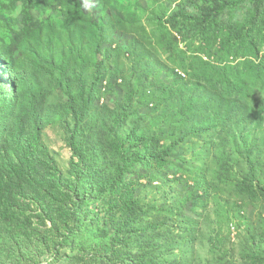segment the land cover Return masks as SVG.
Listing matches in <instances>:
<instances>
[{"label":"rangeland","instance_id":"rangeland-1","mask_svg":"<svg viewBox=\"0 0 264 264\" xmlns=\"http://www.w3.org/2000/svg\"><path fill=\"white\" fill-rule=\"evenodd\" d=\"M61 1L0 0V80L18 85L16 96L13 88L0 87L1 93L12 92L8 103L0 101V181L11 179L4 189L16 199L17 225L31 229L21 260L105 264L98 250L103 225L93 222L102 211L93 208L83 216V229L69 224L70 232H54L38 205L23 196L31 191L26 184L21 189L20 182L34 176L8 168L12 133L35 138L37 166L47 177L63 178L67 186L98 197L120 174L119 160L130 147L119 137V118L128 112L129 128L153 136L160 128L169 130L177 112L175 94L184 84L212 91L211 78L220 68L254 62L264 70V0H222L226 9L210 22L201 17L213 0H71L97 22L116 27L114 43L99 56L103 69L90 67L75 79L74 99L59 85L52 64L58 31L68 42L61 24L70 11ZM25 21L31 28L41 24V35L38 30L22 34ZM39 36L45 41L37 47ZM47 37L53 38L55 52ZM94 79L99 80L97 98H83L80 85L89 88ZM243 79L251 118L242 141L220 128L191 133L189 121L184 135H156L151 147L166 149L162 161L138 163L125 175L130 205H123L114 220L132 236L126 254H142L157 264H255L250 235L256 223L259 234L264 226V82L254 83L248 74ZM36 83L42 84L43 96L32 103L28 90ZM34 107L41 130L30 119ZM64 200L75 204L73 198ZM107 204L102 200L99 206ZM57 209L62 215L67 210ZM4 229L0 221V244Z\"/></svg>","mask_w":264,"mask_h":264},{"label":"trees","instance_id":"trees-1","mask_svg":"<svg viewBox=\"0 0 264 264\" xmlns=\"http://www.w3.org/2000/svg\"><path fill=\"white\" fill-rule=\"evenodd\" d=\"M61 2L70 11L69 19L61 24L63 32L67 34L68 42L64 43L63 36L58 31V54L54 53L52 64L58 71L59 85L66 90L71 99H74L76 94L75 79L88 74L90 67H95L97 71L103 69L104 61L100 62L99 56L103 54L106 46L114 43L116 27L112 23L97 22L91 13L85 12L80 5L72 3L71 0H62ZM226 5L222 3V0H213L211 7L203 10L201 19L205 22H210L212 17L217 19L220 12L226 9ZM24 28L22 34L25 35L31 33V31L38 30V34L42 31L41 24L34 23L33 28L35 29H33L28 21L24 22ZM46 39L48 47H51V51L55 52L56 44L53 38L47 37ZM43 41L45 39L42 37L38 42L34 40L37 47L42 46ZM244 68L247 70L242 74L241 69ZM78 71H81L80 75L77 74ZM228 71L233 74L229 76ZM246 74L253 79L254 83L261 80L264 82V70H261L254 62H250L244 66L238 65L234 69L220 68L217 70V73L211 78V84L216 86L212 88V91H206L205 88L196 85L184 84L183 88L175 94L177 105L174 108L177 109V112L172 117L169 130L160 128L158 131L163 135H174V131L184 135L187 131L186 124L191 121L192 126L188 130L191 133L200 134L207 129L220 128L224 129L233 141H242L245 136V127L249 118H251L249 107L243 101L247 96L242 94L247 91L245 89L247 87L246 82L243 79ZM98 83L99 80L94 79L92 86L89 88L85 83H82L80 85V95L85 98L89 94L92 97L94 96L93 100H95L99 92ZM8 86L14 89L13 94L16 96L18 93L17 83L7 84L0 80V87ZM250 87L253 86L250 85ZM2 93L0 92V101L8 103L7 93L9 92L5 90ZM9 94L12 95V92ZM28 95L32 103H36L43 96L42 84L36 83L28 90ZM126 111L129 110L126 109ZM30 119L41 130V119L35 107L32 114H30ZM128 120V112L125 116L119 118V137H126L130 144L129 149L122 154L119 160L120 174L111 179L108 186L104 188L98 197L86 196L81 189L67 186L63 178L53 180L42 173L38 169V159L34 153L35 138L30 139L26 136L23 138L20 135L13 136L12 133L11 141L14 149L10 155L8 154L11 156L8 168L10 170L15 168L22 176L23 172L27 170L34 176L28 181L22 180L20 182L21 189L27 188L24 186L26 184L31 191L30 195H22L30 198L38 205L43 213V219L53 224L54 232L57 231V228L58 233L61 231L67 232L69 224L75 225L79 230L83 229L85 225L82 223V217L89 216L93 213L92 209L97 208L102 213H99L100 217L92 221L95 224L100 225L102 223L101 225H103L99 229L100 234L98 235L101 242L98 250L99 254H102L99 260L105 264H157L154 259L144 257L142 254L141 256H133L132 252L130 254L125 253L130 247L132 236L120 221H118L120 224H116L114 220L123 205H130V201L125 198L126 192L123 191L128 187V183L124 178L125 175L138 163L149 166L152 161H162L163 155L166 153V149L158 151L151 147L157 141L154 139L157 138L156 135H159V132L153 136H146L141 128H129ZM142 147L143 149H141ZM10 180V178H7L0 181V221L5 226V239L3 244H0V264H27L26 260H21V255L26 251L25 240L30 237L28 235L31 233V229L23 231L20 228L21 224L17 225L19 216L17 214L16 199L6 195L4 189ZM117 193H120V195ZM64 197L73 198L75 204L71 202L68 206ZM102 200L108 203L103 209L99 206ZM59 206L67 209L63 215L57 209ZM86 220L88 221V219ZM260 225L259 222L256 223L254 225L255 234L250 235L251 253L255 259V264H264V226L259 228L260 234L256 228ZM110 228L113 229V235L110 234ZM77 245V240H75L74 247L76 248ZM67 259L69 258L67 257ZM76 264L91 263L79 260Z\"/></svg>","mask_w":264,"mask_h":264},{"label":"clouds","instance_id":"clouds-1","mask_svg":"<svg viewBox=\"0 0 264 264\" xmlns=\"http://www.w3.org/2000/svg\"><path fill=\"white\" fill-rule=\"evenodd\" d=\"M91 6H92L91 4L88 3L85 4V7H91Z\"/></svg>","mask_w":264,"mask_h":264}]
</instances>
